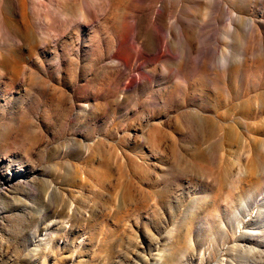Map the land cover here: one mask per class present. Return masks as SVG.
I'll list each match as a JSON object with an SVG mask.
<instances>
[{"label": "rangeland", "instance_id": "374dc122", "mask_svg": "<svg viewBox=\"0 0 264 264\" xmlns=\"http://www.w3.org/2000/svg\"><path fill=\"white\" fill-rule=\"evenodd\" d=\"M8 1L0 264H264V0Z\"/></svg>", "mask_w": 264, "mask_h": 264}, {"label": "bare ground", "instance_id": "6f19581e", "mask_svg": "<svg viewBox=\"0 0 264 264\" xmlns=\"http://www.w3.org/2000/svg\"><path fill=\"white\" fill-rule=\"evenodd\" d=\"M33 3H34L33 15L35 16L36 19H38V17L40 15H42V13L39 9L40 4L39 3L35 4V0H33ZM8 4H9L8 0H1V10L3 13L7 10ZM93 5H97V0H84V3L82 4V8L86 12V9L87 8L92 9L91 7ZM48 16H49V21H47L48 25L45 26V27H47V29L45 28L46 30L44 32L49 31V29L52 27H57V28L61 29L63 26H65L68 23H70L71 21H73V19L75 17V16H70L66 13V11L62 8L61 0L58 1V4H56L53 9L51 8L48 11ZM52 16H54L55 19H52ZM4 25H5L4 19H3V17H1L0 18V26H4Z\"/></svg>", "mask_w": 264, "mask_h": 264}]
</instances>
